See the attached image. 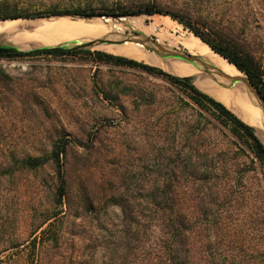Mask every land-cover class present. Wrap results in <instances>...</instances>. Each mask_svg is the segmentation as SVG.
Masks as SVG:
<instances>
[{"label": "rangeland", "instance_id": "374dc122", "mask_svg": "<svg viewBox=\"0 0 264 264\" xmlns=\"http://www.w3.org/2000/svg\"><path fill=\"white\" fill-rule=\"evenodd\" d=\"M11 1H17L19 6H30L31 11L87 10L95 11L96 14L110 10L124 13L120 11L156 6L163 11L185 16L202 29L219 33L244 54L261 63L264 70V0ZM134 15L115 26L105 25L102 20L95 21V24H101L100 27L104 24L106 30L101 37L112 32L141 33L157 40L165 48L182 50L199 57L181 43L193 33L178 21L162 14ZM17 32L16 35L22 33ZM14 37L7 38L8 42L16 43L12 40ZM126 43L92 47L86 51H101L129 58L112 51L127 47L132 52L157 58L139 43ZM18 44L33 43L23 40ZM203 62L228 77L226 71ZM177 63L181 68L199 75L197 87L201 91L224 103L249 125L257 129L264 127V112L252 97L254 105L239 101L240 104L234 106L224 99L225 88L220 89L221 86L202 70L187 63ZM174 65L168 62L170 68L163 71L173 76L190 77L180 73ZM0 68L6 70V83L13 90L12 103L0 104V112L4 114L0 120V128L4 132L1 143H38L39 147L45 145L50 150V145L64 136L82 143L94 138L96 149L90 156V162L96 167L91 170L89 184L96 191L100 190L105 175L111 174L114 169L117 181L126 178V175H136L145 178V189H149L158 169L163 174L167 173L166 164L170 160L182 163L186 155L192 153L194 161H198L201 155L207 153L210 158L226 166V182L230 185L229 192H226V203L230 202L223 207L225 212L220 215L224 221H218L217 226L218 229L223 224L226 230L212 231L213 241H236L234 245L243 247L245 264H264V161L237 142L226 129L205 125L200 115L202 111L191 102L185 89L162 76L139 68L98 62L87 54L0 58ZM233 72L239 75L236 69ZM199 80L205 81L202 89ZM233 82L236 84L235 80ZM27 93H32L36 103L31 101L25 105L20 101V95L23 98ZM260 137L264 142V133ZM83 151L84 148L79 146L70 149L71 164H75ZM136 176L132 181L128 179L130 195L138 190ZM0 190L5 196L0 202V264H31L33 238L29 235L30 227L33 222L40 226L47 215L57 210L53 202L56 191L55 169L50 163L35 173L17 175L11 182L2 184ZM121 218L119 208L109 207L95 214L84 215L78 221H95L91 228L93 231L95 229V236H92L99 238L102 232L95 226L97 221H107L112 227V223L121 221ZM207 219L202 214L199 216L202 257L207 254L204 247L205 232L202 231ZM5 227L9 230L8 234L4 233ZM45 227L35 236H39ZM13 229L15 233L11 234ZM64 231L66 239L59 243L61 247L56 246L52 251L50 264H66L64 261H68L72 253H81L83 245L88 242V229L72 230L66 225ZM11 237L20 242L19 248H9ZM74 242L75 249L71 248ZM37 248L39 252V243ZM237 250L241 252L240 248ZM36 264H39V257Z\"/></svg>", "mask_w": 264, "mask_h": 264}, {"label": "trees", "instance_id": "16d2710c", "mask_svg": "<svg viewBox=\"0 0 264 264\" xmlns=\"http://www.w3.org/2000/svg\"><path fill=\"white\" fill-rule=\"evenodd\" d=\"M120 12L170 16L199 37L215 53L221 54L247 74L264 96V70L261 63L244 54L234 43L227 41L219 33L211 29H202L191 19L178 13L163 11L156 6H146L133 11L123 9ZM113 13L115 11L110 10L101 14ZM85 14H96V12L87 10L62 12L55 9L44 12L31 11L30 6H19L17 1L0 0V21ZM78 54L91 55L96 61L106 64L139 68L150 74L162 76L180 86L186 90L191 102L202 111L200 115L205 125L210 124L215 129H226L237 142L246 146L257 158L264 161V143L252 127L224 103L209 96L195 85L157 67L101 51L8 53L0 55V58ZM7 76L6 70L0 68V104L4 102L10 104L13 100V90L6 83ZM20 101L26 105L31 101L36 103L37 100L32 93H27L23 98L20 95ZM3 117L4 114L0 112V120ZM3 135L4 132L0 128V138ZM50 146L49 150L45 145L39 147L38 143L29 145L0 142V189L2 184L6 181L11 182L17 175L35 173L50 163L55 169L56 191L53 202L57 210L54 214L47 215L40 226L33 222L30 227L29 235L33 238L31 242L33 249L30 252L31 264H36L38 257L39 264L51 263L52 251L66 239L64 237L66 225L72 230L88 229L90 233L87 244L82 247L83 251L78 254L72 253L68 257L69 260L64 261L66 264H245L243 247L234 245L236 241L218 242L212 239V231L217 229L218 221L221 220L220 215L225 212L223 207L230 202L226 203L228 200L226 192H229L230 185L226 182V166L213 157L210 158L207 153L201 155L198 161H194L192 153L186 155L182 163L170 160L166 164L167 173L163 174L158 169L157 175L152 178L153 185L149 189H145V178L135 175L138 190L134 195H130L129 180L132 181L135 176L127 177L126 175V178L117 181L115 169L111 174L105 175L99 191L89 184L91 170L96 167L90 162V156L96 149L94 138L89 139L87 143H82L64 136ZM76 146L84 148V151L75 164H71L70 149ZM4 197L0 190V202ZM109 207L120 209L121 221L112 223V227L107 221H97L95 226L102 232V236L94 238L95 229L93 231L91 228L95 221L78 220H82L84 215L95 214ZM201 214L209 218L202 229L205 232L204 247L207 250L204 257L201 256L200 251L202 242L200 228L202 227L199 216ZM65 219L73 221H64ZM44 226L46 227L41 230L40 235L35 236ZM225 230L226 226L221 224L215 232H225ZM7 232L9 230L5 227L4 233L8 234ZM11 232L14 234V229ZM9 244L11 246L9 248L20 247V242L13 237L9 240ZM72 244L71 248L75 249V242ZM220 247L222 249L219 253ZM238 248L241 252L237 250Z\"/></svg>", "mask_w": 264, "mask_h": 264}, {"label": "bare ground", "instance_id": "6f19581e", "mask_svg": "<svg viewBox=\"0 0 264 264\" xmlns=\"http://www.w3.org/2000/svg\"><path fill=\"white\" fill-rule=\"evenodd\" d=\"M102 21L105 25L111 26L112 24V20L110 21V19L102 20ZM104 24H102L103 26L100 27L101 24L98 26V24H95V21H84L79 19L73 20L72 18L69 17L37 19L34 21H25L23 19L14 20V21L8 20V21L0 22V34L14 32V31L16 32L21 31L22 33L12 38V40L15 41L16 43L18 42L22 43L24 40L29 43H33L34 46L60 47L63 46V44L69 43L71 41H77V39L80 38H85V39L100 38L104 30H106L104 28ZM62 32L64 33L63 35L56 36L57 34ZM181 43L184 45L185 49L187 48L188 51L189 50L192 51V53L198 55L203 61L209 62L214 67L226 71L228 78L234 79L235 77H237L238 79L239 78H242L243 80L245 79V75L242 72H240L234 65L229 64L223 57L216 54L205 42H203L196 35L191 34L189 38L187 39L185 38L183 41H181ZM19 46L21 48H26L23 45H19ZM112 51H114L116 54L124 55L132 59L135 58V60H138L148 65H152L154 67H159L161 69L168 68L167 63L163 62L158 57L153 58L152 56H145L141 53L132 52L127 47L116 50L112 49ZM169 63L175 64L174 66L176 67V69L182 74L200 78L198 74H194L186 69L181 68L179 65H177L178 64L177 62H169ZM233 69H236L239 75H236L235 74L236 72H233ZM199 83L202 89L205 86V81L199 80ZM236 84H237L236 88L233 90H229L225 88L224 99L228 103L233 104L234 106L240 104L239 101L242 103L245 102L246 104L252 106L253 104L252 98L245 90L246 88L245 82L236 81ZM196 85H198V81H196ZM221 88L222 87H220V89ZM229 106L233 108L231 105Z\"/></svg>", "mask_w": 264, "mask_h": 264}, {"label": "water", "instance_id": "95a60500", "mask_svg": "<svg viewBox=\"0 0 264 264\" xmlns=\"http://www.w3.org/2000/svg\"><path fill=\"white\" fill-rule=\"evenodd\" d=\"M134 14L131 13H113V14H85V15H53V16H46V17H39V18H29L25 20H37V19H50V18H62V17H69L73 20L79 19L84 21H99V20H112V24L115 26L116 24H123L125 21H121L123 19L134 17ZM14 20H20V19H14ZM11 20V21H14ZM8 21V20H5ZM18 32H8V33H2L0 34V55L2 54H12V53H26V52H43V51H86L88 49H91L92 47H99V46H107V45H122L126 42H135L139 43L143 46H145L148 49V52L151 54H154L156 57L161 59L163 62H183L190 65H193L205 73V75H208L212 81L217 82L221 87L227 88L229 90H233L236 88V85H232L235 80L236 81H244L246 88L245 90L248 92V94L253 98V100L256 102L255 104L257 106H260V108L264 112V96L261 93L260 88H258L248 77L247 74L239 70L234 64L229 62L225 57H223L221 54H219L221 57H223L229 64L234 65L240 72H242L245 75V79L237 78L234 79L226 78L223 74L219 73L217 70H214L210 68L208 65H206L199 57L193 56L190 53L185 51H180L176 49H168L162 46L157 40L147 38L141 33H135V34H121L118 32H112L110 35L106 37H101L98 39H80L77 41H71L69 43L63 44V46H34L33 44H19L23 45L26 48H21L19 45H16L18 43L8 42V39L11 37H14ZM8 38V39H7ZM30 46V47H29ZM214 51V50H213ZM217 53V52H216ZM154 67V66H153ZM159 68V67H157ZM161 69V68H159ZM163 70V69H161ZM176 76V75H174ZM179 77L192 85H196V81L198 77L190 76V77ZM227 80V82H226ZM231 83H229V81ZM243 87V86H242ZM214 98V97H213ZM217 100V99H216ZM228 107V106H227ZM229 108V107H228ZM230 109V108H229ZM235 113V112H234ZM243 113V112H242ZM236 114V113H235ZM240 117V116H239ZM244 117V114H243ZM242 120L243 118L240 117ZM244 121V120H243ZM245 122V121H244ZM248 124L247 122H245ZM249 125V124H248ZM252 127V129L255 131L256 135L261 139L260 135L264 133V127L257 129L256 127ZM263 142V140L261 139ZM264 143V142H263Z\"/></svg>", "mask_w": 264, "mask_h": 264}]
</instances>
